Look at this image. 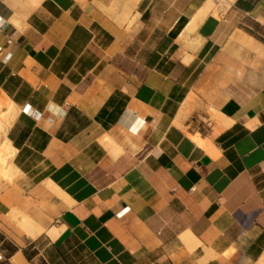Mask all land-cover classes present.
Listing matches in <instances>:
<instances>
[{"label":"crops","instance_id":"0c3cea01","mask_svg":"<svg viewBox=\"0 0 264 264\" xmlns=\"http://www.w3.org/2000/svg\"><path fill=\"white\" fill-rule=\"evenodd\" d=\"M4 153L0 264H264V0H0Z\"/></svg>","mask_w":264,"mask_h":264},{"label":"rangeland","instance_id":"374dc122","mask_svg":"<svg viewBox=\"0 0 264 264\" xmlns=\"http://www.w3.org/2000/svg\"><path fill=\"white\" fill-rule=\"evenodd\" d=\"M10 159H7L1 166H0V177L6 176V174L4 173L3 168L8 164ZM7 179V178H6Z\"/></svg>","mask_w":264,"mask_h":264},{"label":"bare ground","instance_id":"6f19581e","mask_svg":"<svg viewBox=\"0 0 264 264\" xmlns=\"http://www.w3.org/2000/svg\"><path fill=\"white\" fill-rule=\"evenodd\" d=\"M6 153H7V152H6ZM6 153H4V154L1 156L3 160H7V159H8Z\"/></svg>","mask_w":264,"mask_h":264}]
</instances>
